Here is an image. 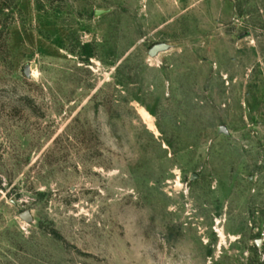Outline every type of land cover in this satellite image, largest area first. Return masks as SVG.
I'll use <instances>...</instances> for the list:
<instances>
[{
  "label": "rangeland",
  "instance_id": "1",
  "mask_svg": "<svg viewBox=\"0 0 264 264\" xmlns=\"http://www.w3.org/2000/svg\"><path fill=\"white\" fill-rule=\"evenodd\" d=\"M0 264H264V0H0Z\"/></svg>",
  "mask_w": 264,
  "mask_h": 264
},
{
  "label": "water",
  "instance_id": "2",
  "mask_svg": "<svg viewBox=\"0 0 264 264\" xmlns=\"http://www.w3.org/2000/svg\"><path fill=\"white\" fill-rule=\"evenodd\" d=\"M170 49V45L168 44H164V43H159L154 45L150 51H149V56L152 58L157 57L160 53L166 52ZM22 219H24L26 222H33L34 221V217L32 216V214L30 212H26L22 215Z\"/></svg>",
  "mask_w": 264,
  "mask_h": 264
}]
</instances>
